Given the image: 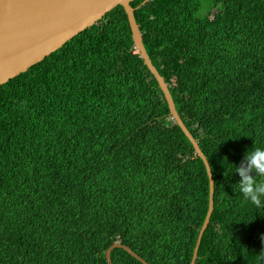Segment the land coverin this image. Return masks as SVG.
<instances>
[{
	"label": "trees",
	"instance_id": "obj_1",
	"mask_svg": "<svg viewBox=\"0 0 264 264\" xmlns=\"http://www.w3.org/2000/svg\"><path fill=\"white\" fill-rule=\"evenodd\" d=\"M129 4L211 167L194 264H264V206L224 177L264 148V0ZM130 34L117 5L0 85V264H108L114 243L190 263L208 177ZM109 259L143 264L122 247Z\"/></svg>",
	"mask_w": 264,
	"mask_h": 264
},
{
	"label": "water",
	"instance_id": "obj_2",
	"mask_svg": "<svg viewBox=\"0 0 264 264\" xmlns=\"http://www.w3.org/2000/svg\"><path fill=\"white\" fill-rule=\"evenodd\" d=\"M132 0H0V85L24 72L45 56L57 50L84 29L100 20L106 12L120 5L127 18L132 48L154 77L167 103L169 115L191 143L194 153L202 160L208 177V205L199 229L189 264H194L201 235L213 209V180L205 155L197 140L177 114L167 84L152 65L143 43L141 32L130 6ZM122 247L143 264H147L127 246L114 243L107 248L105 257L111 264L109 252Z\"/></svg>",
	"mask_w": 264,
	"mask_h": 264
},
{
	"label": "clouds",
	"instance_id": "obj_3",
	"mask_svg": "<svg viewBox=\"0 0 264 264\" xmlns=\"http://www.w3.org/2000/svg\"><path fill=\"white\" fill-rule=\"evenodd\" d=\"M243 161H246V165ZM243 161L228 171L225 181L232 188L238 187L241 196L255 206H264L261 197H264V148H248L244 151ZM211 167H208L210 169ZM235 174L238 179L232 183L231 176ZM260 242L264 253V233L260 234Z\"/></svg>",
	"mask_w": 264,
	"mask_h": 264
}]
</instances>
